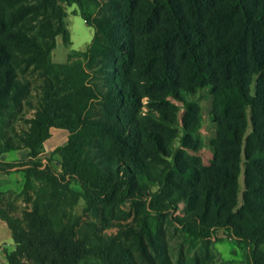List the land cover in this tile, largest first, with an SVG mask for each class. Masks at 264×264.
I'll list each match as a JSON object with an SVG mask.
<instances>
[{
	"label": "trees",
	"instance_id": "16d2710c",
	"mask_svg": "<svg viewBox=\"0 0 264 264\" xmlns=\"http://www.w3.org/2000/svg\"><path fill=\"white\" fill-rule=\"evenodd\" d=\"M173 1L0 0V156L28 151L26 161L0 163V173L16 169L24 174V203L31 201L32 181L38 178L52 188L76 180L89 214L99 221L105 220L102 199L139 203L133 189L138 183L146 189L153 180L137 158L126 154L132 147L146 151L134 117L140 98L135 78L144 76L156 89L174 83L178 58L186 63L189 81L214 89L218 114L214 162L192 194L197 212L175 218L160 203L136 228L109 235L95 222L76 226L35 206L17 214L0 192V219L15 245L5 254L7 264H87L89 259L99 264H214L213 228L227 229L252 248L251 264H264V0H184V8ZM64 4L79 8L94 36L75 61L58 64L51 58L56 38L71 45ZM90 6L95 15L87 12ZM38 81L34 105L30 93ZM168 95L150 97L162 104ZM23 106L34 111L31 118L18 116ZM13 121H23L26 128L17 130ZM52 129L68 133L67 143L54 152L60 172L39 159ZM108 147L126 155L130 164L112 158ZM243 153L244 191L237 208ZM184 195L183 190L169 209ZM163 221L182 234L193 227L202 253L181 254L176 262L162 254Z\"/></svg>",
	"mask_w": 264,
	"mask_h": 264
},
{
	"label": "rangeland",
	"instance_id": "374dc122",
	"mask_svg": "<svg viewBox=\"0 0 264 264\" xmlns=\"http://www.w3.org/2000/svg\"><path fill=\"white\" fill-rule=\"evenodd\" d=\"M173 2L181 8H184L186 3L184 0ZM63 6L66 11L64 21L70 32L71 45L65 47L61 38L57 37V45L52 51L51 58L54 63L58 64L75 61L78 57L77 53L86 51L94 36V29L84 23L76 5L64 4ZM87 12L92 15L96 14V10L91 6L88 7ZM176 68L178 73L174 77L175 82L160 89L151 87L145 81L144 76L135 78L140 98L134 117L142 135L141 144L146 151L139 152V148L132 147L131 151H127L126 154L130 153L137 158L147 168L150 180H153L149 181V187L146 189L139 183L133 189V193L138 195L139 203L130 201L118 203L114 199H102L99 204L102 206L105 220L99 221L89 214L84 192L76 180L69 179L52 188L45 183L43 178L33 179L30 190L31 201L24 203L22 196L24 174L16 169L7 174L0 173V192L3 194V200L11 203L17 214L25 208L30 210L35 206L40 212L50 217L63 218L64 221H70L76 226L85 222H95L104 233L109 235H116L128 228H136L143 218L150 217L149 210L160 203H165L168 208L166 214L175 218H183L186 214L197 212V197L192 194L203 178L204 169L214 162V146L218 138V114L214 89L207 86L201 88L189 81L184 74L187 68L186 63L179 58L176 60ZM37 84L39 81L32 85L30 93L34 105L39 94L35 88ZM182 88L188 89L183 92ZM170 90L174 95H170ZM167 93L169 95L162 104L156 103L150 97L152 94L165 95ZM33 113V110L23 106L18 116L29 119ZM12 123L17 130L26 128L23 121ZM250 133L251 128H248L243 136V151L246 149ZM146 136L150 139H145ZM67 137L68 133L65 130H51V136L44 143L39 156L42 165L48 164L51 169L60 172L59 158L54 152L67 143ZM108 152L112 158L120 159L124 165L130 164L126 155H120L116 149L108 147ZM22 156L25 158V153ZM12 162L14 164L20 160H12ZM244 163L243 153L239 173L240 194L237 208H240L242 204ZM181 170L187 174L180 173ZM183 190L187 196L177 203L174 210L169 209L170 202L177 200ZM164 224L165 222L162 225ZM163 227H165L163 241L165 248L162 254L166 253L173 262H176L181 254L186 258H193L202 253L201 243L193 235V227L186 229L183 234L175 226L164 225ZM0 244H13L11 233L1 219ZM210 250L214 255V264H251L252 248L232 237L225 228L211 230ZM4 251L5 254L8 253L7 248ZM87 264L99 263L95 259H89Z\"/></svg>",
	"mask_w": 264,
	"mask_h": 264
},
{
	"label": "crops",
	"instance_id": "0c3cea01",
	"mask_svg": "<svg viewBox=\"0 0 264 264\" xmlns=\"http://www.w3.org/2000/svg\"><path fill=\"white\" fill-rule=\"evenodd\" d=\"M56 45H57V41H56ZM79 51H83V50H79ZM10 153H14V155L11 156ZM10 153L1 155L0 163H13L12 160H17V159H19L20 161L27 160V154H28L27 150H19V151L10 152ZM23 153H25V158H23L24 156H22ZM5 248L8 249V253H11L15 250V246L13 244H8V245L0 244V264H7L5 260V251H4Z\"/></svg>",
	"mask_w": 264,
	"mask_h": 264
},
{
	"label": "built area",
	"instance_id": "2783aa9c",
	"mask_svg": "<svg viewBox=\"0 0 264 264\" xmlns=\"http://www.w3.org/2000/svg\"><path fill=\"white\" fill-rule=\"evenodd\" d=\"M59 171H61V169L59 168Z\"/></svg>",
	"mask_w": 264,
	"mask_h": 264
}]
</instances>
